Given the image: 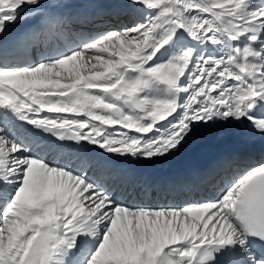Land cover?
<instances>
[{
  "label": "snow or ice",
  "instance_id": "6c2138e0",
  "mask_svg": "<svg viewBox=\"0 0 264 264\" xmlns=\"http://www.w3.org/2000/svg\"><path fill=\"white\" fill-rule=\"evenodd\" d=\"M42 7L0 0V264H264V157L163 207L121 199L112 165L198 127L264 139V0H128L133 23L79 40L53 17L59 47L14 62L3 37Z\"/></svg>",
  "mask_w": 264,
  "mask_h": 264
},
{
  "label": "bare ground",
  "instance_id": "6f19581e",
  "mask_svg": "<svg viewBox=\"0 0 264 264\" xmlns=\"http://www.w3.org/2000/svg\"><path fill=\"white\" fill-rule=\"evenodd\" d=\"M41 2L43 7L40 8L38 12H32L31 16L40 18L43 17L45 11L49 9L47 6H50V8L55 11L63 12L66 15H72L74 12H85L93 5H104V7H106V15L104 16V19L109 21L111 20L112 23H119L123 13H119L117 11L113 12L112 6L115 4L124 3L127 9L130 10L128 7V0H41ZM128 15L131 16L132 13L128 12ZM136 19L137 17L134 18L133 21ZM32 20L33 19H28L26 21L31 22ZM20 30H24L25 32V29L21 28V23L11 27L8 30V34L3 37L4 43H15V39L17 38ZM239 138L248 137L244 136V134H241L236 129L228 125L217 124L208 127H198L194 134L188 139V141L183 144V146L178 151H175L173 154L167 156V158L155 159L151 162L144 159L142 160L161 166L168 165L181 159L192 160L202 153L206 148L215 143H229Z\"/></svg>",
  "mask_w": 264,
  "mask_h": 264
}]
</instances>
